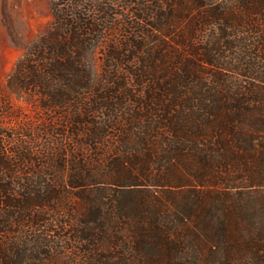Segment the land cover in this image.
Returning a JSON list of instances; mask_svg holds the SVG:
<instances>
[{"label":"trees","instance_id":"trees-1","mask_svg":"<svg viewBox=\"0 0 264 264\" xmlns=\"http://www.w3.org/2000/svg\"><path fill=\"white\" fill-rule=\"evenodd\" d=\"M121 1L51 0L8 77L48 114L41 133H0V264H264V0ZM174 3L197 19L182 40ZM96 66L126 77L96 81ZM186 155L214 177L170 202L151 189L164 177L142 183Z\"/></svg>","mask_w":264,"mask_h":264},{"label":"rangeland","instance_id":"rangeland-1","mask_svg":"<svg viewBox=\"0 0 264 264\" xmlns=\"http://www.w3.org/2000/svg\"><path fill=\"white\" fill-rule=\"evenodd\" d=\"M137 1L139 0H128L127 3L130 2L129 6H123L124 1H121L120 7L123 8V10L129 9L135 11L137 9L135 6ZM229 7V10H225V16L229 17V22L232 25L237 26L236 29H238L241 24L238 25L240 23V18L237 13L236 6L232 5ZM184 10L185 7L178 3H174L172 14H168L171 17L175 15L174 18H170L171 23L177 30H179L174 36L175 40H182L183 37L188 35L194 28V22L197 20L196 18L191 17L188 21L177 20L176 18L181 16ZM246 19H243L242 24H244V22H248ZM51 20V0H0V133L4 137L15 135L20 131L32 132L30 130L35 129L32 132L35 133L37 131L40 132L37 128L41 127L42 129V122L48 113L39 107V100L37 96L28 95L25 92L13 91L9 88L7 81L16 62L23 56L26 49L47 31ZM125 20H127V18ZM202 21L204 20L202 19ZM218 28L219 26L207 25L203 33L204 37H207L210 32H213V30L217 31ZM244 29L249 30L248 27ZM128 30L129 29L126 28L123 32L121 31L118 33V36L122 37L121 39L123 42ZM241 30H243V28ZM130 31H135L136 36L139 34L137 33V30ZM250 34L251 35L248 38L251 39L254 37V34ZM123 44H121V46ZM127 51H129V48L124 49V52ZM102 53H104V49L98 48L95 51V57L100 56ZM180 53V51L177 53L169 52L168 58L178 57ZM97 63H99V60ZM123 71L124 68L118 73L110 75L106 74V76L103 74L101 67L96 66L94 78L96 81L104 78L108 80H115L117 78L120 80L122 77H126L122 74L124 73ZM226 75L228 77H236L235 72H229L226 73ZM239 78L241 79V77ZM244 81H248V78H245ZM50 115L57 119L56 114L50 113ZM41 138L42 142L47 141L46 135H42ZM36 148L40 149L39 147ZM207 167L208 168L206 169V166H204V163L200 158L197 159L191 155H186L180 167L169 169L161 167L160 172L156 171L154 169L155 167L150 168L148 172L149 178H147L149 180H142V183H153L150 182V178L156 176L157 174L164 177L162 178L163 180H160L159 182L164 183V186L151 189L158 191L157 193L161 194L164 198L163 201L170 202L175 199L173 196H181L180 192L185 191L188 187L185 186L186 184L192 185L195 181L197 182L201 178L211 180L210 177H214V172L210 169L209 165H207ZM137 171L141 174L145 173L142 167H139ZM177 177H180V179L177 180ZM248 177L249 175L242 177V182H248V180H245L248 179ZM61 201L62 199L55 203L58 208L56 211L49 207L46 210V213L43 214V217H45L49 223L56 221V219L58 220L63 213H68L67 206L62 209V204L68 205V202L66 203L65 201ZM45 228L46 226L40 227V233H45ZM22 231L26 233L27 229H22ZM31 235H33L32 232ZM34 253L39 256L42 255L37 251V249ZM38 262L39 258L35 257L33 259H29L27 264H34ZM41 263L46 264L44 261ZM48 264H62V260L56 258Z\"/></svg>","mask_w":264,"mask_h":264}]
</instances>
